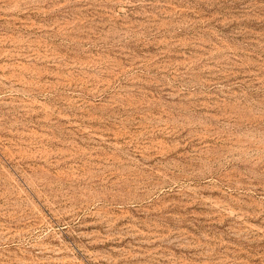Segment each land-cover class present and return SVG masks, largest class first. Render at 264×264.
Listing matches in <instances>:
<instances>
[{
  "label": "rangeland",
  "instance_id": "374dc122",
  "mask_svg": "<svg viewBox=\"0 0 264 264\" xmlns=\"http://www.w3.org/2000/svg\"><path fill=\"white\" fill-rule=\"evenodd\" d=\"M0 264H264V0H0Z\"/></svg>",
  "mask_w": 264,
  "mask_h": 264
}]
</instances>
